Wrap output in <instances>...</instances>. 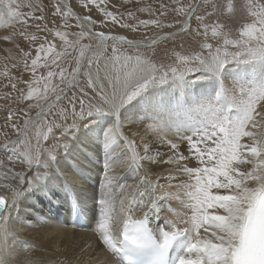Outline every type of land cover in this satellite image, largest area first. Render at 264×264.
<instances>
[{
	"label": "bare ground",
	"instance_id": "obj_1",
	"mask_svg": "<svg viewBox=\"0 0 264 264\" xmlns=\"http://www.w3.org/2000/svg\"><path fill=\"white\" fill-rule=\"evenodd\" d=\"M58 3L70 15L73 14L72 17L76 20L77 25L85 28V34L96 39V42L85 54L76 81L83 79L87 81L84 72L90 67L88 61L91 58L93 60L91 73L95 76L99 68L102 82L106 83V80L103 79L105 66L107 65V68L111 70V64L106 58L98 61L95 59L94 53H99L104 48V46L99 47L100 41L96 35L98 33H104L108 39L111 36L125 37L127 40L138 42V48L154 45L153 39L148 41L128 37L122 32L124 30L118 21L116 26L119 31H96L93 28V21L90 18L85 19V16L78 12L75 5L72 3L70 5L67 0H61ZM101 4L99 6H102ZM191 5L196 7L197 0ZM191 10L189 7L174 26L176 31L187 28L193 16L188 15ZM107 22L105 24L101 22V24H104L103 26L111 24V22ZM171 35L165 33L164 36L154 38V40L157 43ZM4 36V29L0 27V48L7 44L3 39ZM255 61L249 63L240 61L219 68L213 67V73L203 70L199 74L194 73L188 77L176 76L166 80L162 85L145 90L139 97L137 96L126 103L123 108L120 107L118 112L108 113L106 118L103 116L100 119L101 114L92 113L80 122L72 120L60 122L62 125L72 123L73 126L57 129L53 140L44 148H40L42 150L40 162L27 164L25 172L15 170L7 163L0 164V190H4L5 186H8L9 196V205L2 214L5 220L0 223V228L3 229L0 231V249H3L8 255V264H27L29 261L31 264H120L112 249L103 243L98 231L103 207L100 203L102 199L112 201L104 211L106 216L112 217L113 243H117L119 240L118 226L120 223L126 222L130 218H138L146 212L149 214L152 212L153 222L159 223L157 229L162 226L164 219L170 220L177 228L188 227L187 221L192 215L189 205L194 203L188 193L195 191L196 174L189 175L176 171V164L170 162L172 150L167 141L177 143L179 151L185 155L186 159L182 162L181 167L193 169L212 167V163L202 164L196 159L191 154L186 142H183V138L197 130L206 115H211V113L206 114L205 111L210 104L219 110L216 112V116L219 120L224 121L225 125H231L240 118L242 115L240 111L230 106L231 99L233 97L246 99L247 93L264 88V57H257V61ZM223 78L227 80L226 87ZM72 84L70 83L71 86ZM107 91L109 94L111 93L110 88ZM63 93L59 92V97ZM91 93L102 107L103 101L97 95L100 93L94 88ZM218 93H221L220 98L224 100V106L216 102ZM53 104H55L54 101H49L44 108ZM105 107L108 109L106 105ZM44 108L42 106L28 118L26 117L27 119H24L18 134L8 140L7 145H17L26 140L27 138L24 137L27 131L44 115ZM226 108L230 110L229 116L225 114ZM117 117L120 121L119 130L106 149V133L112 128ZM193 124H196L195 128L192 127ZM56 136H58V141L57 138L55 139ZM125 137L134 142L138 158L136 163L131 162L133 153L125 143ZM215 139L216 137H213L212 140L207 141V147H214ZM243 142L247 143V138H243ZM201 147H205V144L202 143ZM46 149H52V152L44 153L43 150ZM5 150L0 145V151L4 152ZM9 156L11 157L7 153L6 158ZM205 160L207 161V157ZM106 163H110L112 171L109 174L115 178L111 196L105 195L106 189L102 186L105 180ZM40 166L43 170L40 169ZM17 173H23L25 177L23 184H20ZM169 175L174 179H166ZM37 176L40 178L35 179ZM144 177L156 184L155 197L158 194L163 195L165 206L170 204L172 205L171 209L165 207L160 213H155V210L149 211L150 208L147 205L151 201L147 194L143 199L140 198V193L146 192L148 189V185H141V180ZM28 181H33V183L28 184ZM255 186V184L249 183V187ZM9 188L19 190L13 200L10 198L12 192ZM30 189H32L33 195L29 193ZM44 189L47 190V196L46 193L40 194ZM66 189H70L78 196L80 203L84 206L87 220L92 226L91 230L65 227L59 223L57 212L60 210L57 208L53 211L51 203L59 202V206H63L62 198H64ZM133 189L137 190L133 192ZM221 194H223V190H221ZM133 196L135 199H132ZM127 199H132V203L125 205L130 208L126 215L120 212V204L121 200ZM209 211L214 214H224L223 209H210ZM46 212H48L47 215L44 214ZM62 214L66 215L65 210H62ZM201 232H203L202 229Z\"/></svg>",
	"mask_w": 264,
	"mask_h": 264
},
{
	"label": "snow or ice",
	"instance_id": "obj_2",
	"mask_svg": "<svg viewBox=\"0 0 264 264\" xmlns=\"http://www.w3.org/2000/svg\"><path fill=\"white\" fill-rule=\"evenodd\" d=\"M100 2L102 3L103 0H100ZM14 5L15 0H0V7L7 8L9 18L23 15L16 10L19 5H15V7ZM29 6L31 7V5ZM97 6L99 7V4ZM189 7L192 10L188 12V15L192 16L195 12V6L190 5ZM249 8L258 9L257 11H251V15L256 20L253 24L245 26L242 38L235 41V43L242 48L247 45L248 47L244 48L245 52L254 53L258 51L264 53V4H250ZM143 10L141 9V11ZM180 11H183V9H180ZM56 12H63L65 16L69 14L61 7H57ZM128 15L132 16V13ZM2 16L3 13L0 12V17ZM105 16L111 17L114 22L117 20V17L112 12L105 11ZM85 19L88 18L85 17ZM197 19L203 21L202 16L197 17ZM148 24L159 26V21L155 19L139 21V25ZM121 26L132 27L133 30L136 27L127 23ZM202 26L204 27L205 35H207V25ZM57 35H60L61 39L67 43L64 35L60 33H57ZM96 35L100 41L99 47L105 46L108 37L104 33ZM213 35H216L215 31H213ZM5 39H8V37H5ZM32 39H35V37H32ZM110 39L114 45L119 43L127 44L132 48L139 47L138 42L127 40L122 36H111ZM152 43L155 44L156 41L153 40ZM230 43H233V41H224L225 46ZM204 47L209 49L208 57L201 58L197 56L195 58L200 68H219L229 61V57L235 59L241 55L240 51H235L233 53H225L223 58H221L219 48L213 53L212 45L206 44ZM41 52L44 53L45 57L52 53L55 57L52 61L53 63L60 56V54L55 52L54 46L50 45L45 48L43 44L40 45L37 49V59L31 62L33 74H35L34 70ZM112 53L113 55L108 58L111 70L107 68V65L105 66V77L103 79L106 80V83L102 82L99 68L95 76L91 73V65L93 64L91 58L88 61L90 67L84 72V75L87 76V87L96 89L100 93L103 103L108 107V111L116 113L122 105L131 101L150 83L163 81L164 77L157 75L158 70L154 64L141 60L139 56L122 55L115 46L112 48ZM83 54L82 50L81 55ZM94 56L97 61L101 58L99 53H94ZM45 66H47V63H45ZM194 70L196 69H188V71ZM80 71V64L77 61V66L72 69V80L69 83L77 82L76 77ZM171 71L174 75L177 73L180 76L183 75V72L177 68H172ZM64 74L65 69L61 68L60 76L62 79L65 78ZM53 75L54 73L52 72L48 73V77ZM47 85L48 81L45 80V90H47ZM109 88L111 89L110 94L107 91ZM220 96L221 93H218L217 97L220 98ZM57 99H60V97L57 96ZM80 103L83 106V101H80ZM230 106L235 107L242 114L237 121L231 125H225L224 121L219 120L216 116V112L219 110L210 104L205 111L206 114L211 113V115H206V118L201 122V126L191 135L183 138V142H186L191 154L202 164L206 162L212 163V167H197L194 169L181 167L182 162L186 159L185 155L181 154L177 143L167 141L172 150L170 162L176 164V171L188 173L189 175L195 173L197 180L195 191L188 193L194 201V203L189 205L192 209V215L187 221L189 226L175 232L164 233L163 242L156 246L159 253L163 255L170 240L181 232H187L188 239L182 250L183 254H180L177 258L178 264H264V88L247 93L246 99L233 97L230 101ZM96 110L100 111V109ZM27 123L26 121V125ZM119 127L120 121L117 117L112 128L106 133V149L111 144L113 136L119 130ZM51 130V128L48 129L49 132ZM43 137L47 139V133H43ZM213 137H216L213 141L215 146L209 148L206 142L212 140ZM243 138H247L248 142H243ZM124 140L129 148L132 149L131 162L136 163L138 158L135 153L134 142L129 141L126 137ZM20 143L23 144L25 142L21 141ZM202 143L205 144V147H201ZM37 145H39V136L37 137ZM41 151L37 146L34 154L28 158L27 163L29 165L39 163L42 158ZM43 151L50 154L52 149ZM205 157H207V161ZM111 171L110 163H106L104 168L105 180L102 185L106 189V196H111L115 179L109 174ZM17 177L20 184L25 182L23 173H17ZM39 178L37 176L35 179ZM166 179L172 180L174 177L169 175ZM32 183L33 181H28V184ZM249 183H253L256 186L249 187ZM145 184L148 185V189L146 192L140 193V198L143 199L147 194L148 199L151 201L147 206L151 209L155 207V201L158 199L154 195L156 184L144 177L141 180V185ZM136 190L133 189V192ZM221 190H223V194H221ZM11 192L12 196L10 198L13 200L19 190L13 188ZM165 195H168V193H165ZM132 199H135V196ZM132 199L121 200V213L127 215L130 208L125 205H131ZM8 200V186H5L4 190H0V210L7 209ZM100 203L103 206L101 222L98 226L100 238L110 249H115L116 245L113 243L111 234L113 232L112 217L106 216L104 211L112 201L102 199ZM210 209H223L224 214L211 213ZM4 220L5 217L0 214V223ZM143 223V219L127 220L121 234L122 239L137 246L151 244L150 237L143 229ZM201 229L203 232H201ZM0 231H3V229L0 228ZM0 264H8V255L3 249H0ZM27 264H31V262L29 261Z\"/></svg>",
	"mask_w": 264,
	"mask_h": 264
},
{
	"label": "rangeland",
	"instance_id": "obj_3",
	"mask_svg": "<svg viewBox=\"0 0 264 264\" xmlns=\"http://www.w3.org/2000/svg\"><path fill=\"white\" fill-rule=\"evenodd\" d=\"M68 1L76 6L80 14L82 13L93 21V28L96 31H119L116 23L120 22V26L127 23L136 26L135 30L132 27L121 26L124 30L122 32L128 37L151 41L164 36L165 33L176 31L174 26L196 0H103L102 4L100 0H95V2L93 0ZM58 2L55 0H15V5H19L16 10L23 15L14 18L8 17L6 7H1L0 11L3 13V16L0 17V27L4 29L3 39L7 43L0 48V145L6 149L4 152L0 151V164L7 163L11 168L20 172L26 171L27 160L34 154L37 146L39 149L44 148L53 140L57 129L73 126L72 123L62 125L60 122L69 120L80 122L92 113L101 114L100 119L103 116L106 118L108 113L110 114L103 102L102 107L97 102L96 97L91 93L93 88L87 87L86 80L83 79V82L77 80L78 82H74L72 86L69 83L72 80V69L77 66V61L81 65L86 52L96 42V39L85 34V28L81 26L84 28L82 29L79 24L77 25L76 20L72 17L73 14L65 16L63 12L57 13V7L62 6ZM97 4L102 6L98 7ZM250 4H264V0H197L195 12L186 29L173 32L174 34L166 37L168 39L165 38V40L146 48H132L126 44L118 43L114 45L109 38L103 50L99 52L101 55L99 60L111 57L113 55L112 48L115 46L122 55L139 56L142 60H148L154 64L158 70L157 75L163 76L164 80L150 83L137 95L138 97L145 90L180 76L179 73L174 75L171 71L172 68L182 71V77H188L194 73L199 74L203 70L213 73L212 68H200L195 59L197 56L208 57L209 49L204 47L206 44L212 45L213 53L219 48L221 58L225 53L241 52V55L235 59L229 57V61L223 66L240 61L246 63L257 61V57H264V53L245 52L244 48L248 47L247 45L242 48L235 43L242 38L245 26L253 24L256 20L251 15V11L258 9H250ZM141 9L144 10L141 11ZM105 11L114 13L118 20L114 22L111 17H106ZM129 13H132V16H129ZM201 16L203 21L197 19ZM104 19L106 21H103ZM152 19L158 20L159 26L155 24L139 25L141 20ZM101 22L104 24L111 22V24L103 26L104 24L102 25ZM202 25H207V35H205ZM72 31L73 33H71ZM213 31L216 33L215 36ZM57 33L64 35L67 43ZM225 40L233 41V43L225 46ZM42 44L45 48L50 45L54 46L55 52L60 56L53 63L55 57L52 53L45 57L41 52L34 70L35 74H33L31 62L37 59V49ZM82 50L83 55H81ZM61 68L65 69L64 79L60 76ZM189 68L196 70L188 71ZM49 72L54 75L48 77ZM42 77L43 79H41ZM223 79L226 87L227 80ZM45 80L48 81L47 90H45ZM59 92H62L63 95L57 99ZM97 95L101 99V96ZM49 101H54L55 104L44 108ZM80 101H83V106ZM42 106L44 115L27 131L24 137L27 139L23 141L26 142L13 146L7 145L8 140L18 134L24 119H27ZM124 106L125 104L121 108ZM96 109H100L101 113ZM49 128L52 129L51 132L48 131ZM43 133H47V139H44ZM38 136L39 145H37ZM58 136L55 137L57 141ZM7 153L11 157L6 158ZM40 169L43 170L41 166ZM11 189L13 188H9L10 192Z\"/></svg>",
	"mask_w": 264,
	"mask_h": 264
},
{
	"label": "water",
	"instance_id": "obj_4",
	"mask_svg": "<svg viewBox=\"0 0 264 264\" xmlns=\"http://www.w3.org/2000/svg\"><path fill=\"white\" fill-rule=\"evenodd\" d=\"M174 32V31H173ZM173 32H170V34H174ZM164 39V38H163ZM4 210H0V214H3Z\"/></svg>",
	"mask_w": 264,
	"mask_h": 264
},
{
	"label": "crops",
	"instance_id": "obj_5",
	"mask_svg": "<svg viewBox=\"0 0 264 264\" xmlns=\"http://www.w3.org/2000/svg\"><path fill=\"white\" fill-rule=\"evenodd\" d=\"M67 2L71 5V2L67 0ZM82 14V13H81Z\"/></svg>",
	"mask_w": 264,
	"mask_h": 264
}]
</instances>
